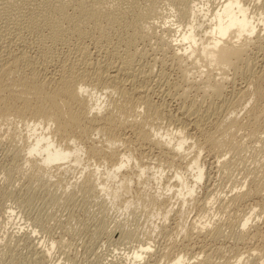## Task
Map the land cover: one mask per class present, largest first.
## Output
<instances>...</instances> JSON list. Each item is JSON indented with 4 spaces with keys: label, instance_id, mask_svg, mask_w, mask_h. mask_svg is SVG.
<instances>
[{
    "label": "bare ground",
    "instance_id": "bare-ground-1",
    "mask_svg": "<svg viewBox=\"0 0 264 264\" xmlns=\"http://www.w3.org/2000/svg\"><path fill=\"white\" fill-rule=\"evenodd\" d=\"M30 1V4L29 2L28 4L32 12L29 14L28 19L25 18L28 21V25H26L25 23V26H29L31 28V26L40 23L39 32L40 30L42 31V34L44 32V39L49 40L50 42H64L65 39L67 40L68 34L72 36L74 35L76 39H79V41L90 38L91 41H93V37L90 35L89 30L97 33L99 35V39L106 38L104 36H107L105 33H107L108 29L112 26V28H114L115 25L119 24V34L124 37V35L126 36L128 35L127 33H129V36L126 37V39L128 38V43H131V40L136 41L137 39L139 40V38L140 40H145V36L149 37L147 35H153L151 32H153L152 30L155 29V25L158 24L155 22H157V20L160 21L159 11L161 8L159 7V1L161 0H126V5L121 4V2L124 0ZM171 1L174 4L173 9H176L175 15L177 20L182 21L183 23L185 22L186 26H184L183 24L181 25L183 27H181L180 25L175 28L167 27L168 29H166V35H158V44L162 45L163 48L165 47V49L169 51L171 55L170 62L175 65V68L177 67L178 70H176L180 73L178 75H180L181 82H191L189 85L192 86L191 88H193L194 86V90H200L203 95L205 94V96H207V94H210L212 97L214 96L216 100L220 101L219 103L221 104V106L219 107V109L222 108V110H219V113L220 115L222 114V116L221 118L216 117V119H214V122L210 124V126L213 124V127L210 131H205V125L199 122L196 118H194L195 116L192 117L194 111L193 113H191V111L189 113L187 112L188 114L186 113L185 115L183 114L184 112H181L180 115L182 114V117L174 121L177 123V125H174V131L170 134L166 133L163 137H161V135L151 129L152 126L150 127L149 125H151L152 121L149 120L152 119L155 120L156 123H160L163 117H168L169 120H172V115L166 116L165 112L160 109L162 106H157V102L154 104L150 99L151 97L149 95V89L144 88L145 86L142 87L143 85H138L136 83L137 79L135 73H137V71H133L132 67V60L135 58V55L133 56L134 58L131 57V54L130 56H121V66H116L115 63H110L111 65L115 64L114 67H110L111 65H109V63L100 64L97 63L98 60L91 59V55L89 53V49L86 43H80L81 45L77 47L75 46L74 49L65 54L64 60H61L62 62L60 61L61 63H58V66L56 65L57 70H55L56 72L53 71L55 72L54 74H47V71L44 68L46 66L42 67L43 65H45L44 63L40 62L42 66H38L36 54L35 56L28 55L30 53H27L29 43H27L24 39L21 40L18 35H16V31L19 28L18 25H21L20 23H18V21L20 22L19 18L15 19V21H12L13 23H8L7 21H5V23L7 22L8 24L3 23V25H0V126L5 123L10 124V118H13L12 120L16 119L19 124L25 126V129L28 131L27 133L30 135L31 138H33V143H31L25 149V152L27 153L29 158L26 159L24 162L30 167L28 171H31V175L29 174L28 176H30L31 179L34 178L36 180H39L43 178V176L45 177L50 166H52L53 164L64 165L69 162H73L79 165L80 154L84 151V153L87 154L85 156H90V159H88L89 161L93 160L94 158L96 160L97 158H100L102 156L104 158H101V160H105V162H110V166L112 167V169L106 174L107 178L105 179L106 182H109L112 179L118 177V173L121 174V171L126 169L127 166L130 164V161H132V155L129 156L128 152L124 151L122 153L119 150L121 145L124 147V145L128 142V140L130 139L128 135L131 134L130 136H134L138 144H146L151 147H154L162 156H168L169 159L173 160L174 157L180 158L182 160V163L186 161V163H184L186 164L184 169L187 172L189 171V173H193L192 182L190 181L189 184L187 180H185L186 178H184L180 173L177 172L174 177L176 179V185H166L165 189L175 187L176 190L174 191V193H172L177 198L176 201H179V203L182 205L191 204V202H196L197 200L195 197V187L198 186L200 182H203L202 180L205 175L203 168L200 166L199 160L200 153L202 152L201 150H203L204 148L214 151L212 152L213 154L216 152V156L214 155L215 157H217L214 162L215 168L217 169V171L221 172L222 170L225 172V169L229 167H226V165L228 164L224 157L227 154L234 155V157L235 155L238 156V154L240 153V149L243 147H241V143L239 144L238 140H236V135L234 133H236L237 131L239 132L240 129L245 128L246 124L244 127V125L239 124L237 120L238 118H233L231 115L237 111V107L243 109L240 106L242 101L245 99V96L247 97L246 93L252 95L250 96V98L252 97L251 102L254 103H251V108L250 110L248 109L249 111L246 110L249 115V117L247 115V119L250 122L248 121L249 123L247 124L249 125L245 128L244 133L245 131H247L246 134L247 136H249L247 138H249L250 140L252 138L254 139V137L258 136L261 133L262 135L264 134V91L262 89L263 86L261 85L262 87H260L261 81H264V69L260 73V76L255 77L253 75V70L256 65L254 62L255 60H253V58L250 57L249 54L250 50L252 49L251 47L254 48L255 46L258 50H263L264 48V42L262 38L263 36H260L259 34L261 33V30H257L258 24H263L264 17H258L257 19L254 15L248 14V8L244 5L245 0H225L217 10L215 9L216 6L215 8H213L216 11L212 10L211 7L209 8L212 10L213 13L209 11L208 7L205 8L204 4L201 5L200 2L197 3L198 0H170V2L167 0V2H169L170 4ZM161 2H163V0ZM0 6V10L2 9V12L6 14V10L10 12V10L12 9L11 7L15 6V0H0ZM68 10L71 11V13L69 12L70 14L68 13ZM182 22L180 24H182ZM66 24L69 26L68 34L66 31ZM13 31H15V40L14 36L12 35ZM18 31L20 32V30ZM174 33H176V35H174ZM121 39L123 40L124 38ZM19 40H21L20 43L16 42ZM240 68L241 71H243L242 69H244L243 72H246V74H249V77H251V85L249 84V82L243 88H238L240 89L238 90L239 93L237 94L239 97L236 95L237 98H235L233 101L230 100L226 102V100L224 99V93H226L227 91V86L225 84H227L226 82H229L228 72H237L238 70H240ZM141 70L143 71V69ZM142 71L141 73H143ZM190 72H197L196 74H198V76L195 77V75L194 77L198 79L194 80L193 75H191L193 80L191 79L190 81ZM214 72L217 73V75L219 76L218 79H216V75H213ZM48 73L50 72L48 71ZM213 76H215L216 78ZM145 77L147 76L145 75ZM253 84H255V87ZM173 86V89H176V84ZM250 86H253V88H255L253 92ZM249 89L252 93H250V91L248 92ZM238 91H236V93ZM96 92L97 94H95ZM183 92L184 91H182V93ZM185 93H183V95L181 94L182 97H179L185 98L183 97L185 96ZM103 96L106 98L104 103L100 102V98ZM214 115L215 114H213V116ZM148 121L151 123L148 124ZM210 126H208V128ZM154 127L156 126L153 125V128ZM38 129L39 133L37 134ZM261 129L263 131H261ZM15 130L14 134H16ZM120 130H124L125 132L120 133ZM234 130H236V132ZM74 135H77V137ZM98 135L104 138V141L101 142L105 144L103 145V147L99 146L98 148L97 144L95 146L93 145L94 143H91V145L85 144V147L80 146L79 148V143H82V146H84L83 141H85V143L86 141L90 142L91 139L93 140L92 136ZM196 135L201 138V142L200 140L198 141V139H196L198 142L193 141L192 146L194 147L195 151L193 150L192 155L190 154V152H188L191 155H189L190 158H188L186 157L188 156V154L186 155L185 153L184 156V153L182 152L184 151V148H187L186 145H189L187 144V140L194 139ZM242 136L244 135H241L240 137ZM54 138L60 139V143H56ZM77 138L79 140V143L78 145H75L77 144L75 143ZM258 139L259 141H263L261 138ZM218 153L220 155L219 157L217 156ZM34 155L37 156V158L39 159H33L35 158ZM92 157L94 158L91 159ZM232 161H230V163ZM138 163L139 171L136 177L140 179L141 176L145 174V171H148V169L150 168L148 166H142V163V165H140V162ZM19 167L20 166H18L17 169H19ZM230 167L232 166L230 165ZM97 169L98 168H96V172L94 171V169L91 173H87L85 179L83 178L84 181L80 185L83 190H94L95 192L97 188L101 187L100 190L106 192L107 196L113 202L121 201L123 196L131 191L129 189L131 185L130 182L133 180L132 178H134L135 175H133V177H131L132 175L129 176L128 174L121 176V179L118 182V186L115 187V189L112 188V190L110 191V185L108 186V183L106 184V182L103 181L104 179H102L101 181V177H99L101 174H99L98 176ZM231 171L232 170H230V172ZM256 172L257 171H255V174ZM162 173L163 172L161 170H157L154 173L153 179L155 181H160L161 178H163ZM253 174L254 173H252V175ZM262 174L264 175V172ZM259 175L260 174H257V176ZM249 176H251V174ZM261 177L259 176V178ZM252 179L253 178H251V181ZM258 182L261 181L258 179L256 183ZM263 183L264 182H262V184ZM259 188L255 185V188H248V190L246 191H241L240 189L239 191L235 192V194L230 196L231 199L228 198L229 200H232L231 202L234 204L239 201L242 202L244 200H248V202L252 201L251 204H249L248 206L249 212L244 215L241 220L238 219L239 222L236 225L239 235L237 237H241V239L239 238V241H242V238H245L246 236H250V238L253 239L256 234H258L251 233L249 231V228H256V225H258V221H260L261 216L264 214V194ZM262 189H264V186ZM169 192H171V190H169ZM144 193H148V191H144ZM142 195L143 194H141L140 196ZM160 196L161 195H158L157 197V195L155 194L145 195L141 198H137V200L139 204L140 202H142L145 206V203L158 207L159 205L164 206V201L166 199L159 200ZM167 196L166 198L168 199ZM215 196L216 194L214 195L211 192L207 194L206 199L209 198V200L203 201L202 203L200 202L201 206L207 207L209 201L212 198L214 199ZM135 199L134 201H137ZM132 201L124 200V202H122L125 211L130 212L132 205L136 204L133 203L134 201ZM166 210H164V213L161 212L163 214V218L167 217L171 209L168 211ZM132 211L133 210H131V212ZM12 214L13 211L11 210V216ZM181 214H179V216ZM179 223L177 224V227H179ZM231 223L233 224V221ZM219 225H215L210 231L208 224L199 225V227L196 226V228L189 230L190 232L196 231V233L200 235L208 233L213 239H215L221 237L222 234H224L221 232L222 226ZM120 227L122 226H117L118 231L117 228L115 231H112L114 237L120 238V236H122L123 232L121 231ZM181 228H184V226H182ZM186 233L191 234L188 232ZM184 236L186 235L184 234ZM64 249L63 251L65 252L66 249ZM259 249H261V247ZM151 250L152 247L149 244L140 245L139 250L135 251L129 260H131L132 264H141L145 261V257L147 255L150 256ZM196 250L198 251H196L195 253H190L192 254V257H190L189 260H195L196 264H210L211 256L207 255L205 251L200 250V248ZM253 251L252 254L254 253ZM46 253L47 255H49V252L47 250ZM249 253L250 251L248 252V254ZM200 257L202 258L201 260H199ZM189 260L187 259V257L183 256V254H177L175 255V258L172 262L173 264H189ZM154 264H157V262H155ZM261 264H264V262Z\"/></svg>",
    "mask_w": 264,
    "mask_h": 264
},
{
    "label": "rangeland",
    "instance_id": "rangeland-1",
    "mask_svg": "<svg viewBox=\"0 0 264 264\" xmlns=\"http://www.w3.org/2000/svg\"><path fill=\"white\" fill-rule=\"evenodd\" d=\"M161 1H159V7L161 8L159 11L160 21L157 20V22H155L158 24L155 25V29H153V32H151L153 35H147L149 37L145 36V40H140L139 38V40H136L137 43L136 41L131 40L130 42L132 44L128 43V38V40L126 39V37L129 36V33H127L128 35L126 36L124 35V37L119 34V24L115 25L114 28H112L113 26L109 28L107 33H105L107 36H104L106 38L101 37L102 39H99V35L97 33L89 30L90 35L93 37V41H91V38L79 41V39H76L74 35L72 36L68 34L69 26L66 24V31L68 35L67 40L65 39L64 41L65 43L59 41H51V43L49 40L44 39V32L43 34L41 30V33L39 32L40 23L31 26V28L29 26H25V23L26 25H28L27 19L29 17V14L32 12L31 8L29 7V4L31 2L30 0H15V6H10L12 8H10L11 10L9 9L10 12L8 10L5 11L7 15L4 14L1 9L0 25H3L5 21H7L8 23H13L12 21H15V19L18 18L20 20V22L18 21V23H20L21 25L24 23L22 26L18 25V30H20V32L17 30L16 35H18L21 40L24 39L27 43H29L27 53H30L28 55L35 56L36 54L38 66H42L41 63H44L45 65H43L42 67L46 66L44 68L46 69L47 74H54L56 72L55 70H57L56 67L59 65L58 63H61L64 60L65 54L74 49L75 46L77 47L83 43H86V45L88 46L91 59L98 60L97 63L100 64L109 63V65H111L110 63H115L116 66H119L122 62L121 56L125 57V55L130 56L131 54V57H133L135 55V58H132V67L133 71H137V73L134 72L137 79L136 83L138 85H143L142 87L145 86L144 88L149 89L148 91L151 97L150 99L154 104L157 102V106H162L160 109L165 112L166 116L172 115V120H169V118L166 117L168 119L167 121V119L163 117L160 123L158 122L159 120L157 121L158 123H156L155 120H149L152 121V123L149 121L147 122L148 124L151 123V125H149L150 127L152 126L151 129H153L154 131H156V133L163 137L166 133L170 134L174 131V125H177V123L174 121L182 117V114L180 115L181 112H184L183 114L185 115L187 112L189 113L191 111V113H193L194 111L192 117L195 116L194 118L205 125V131H210L213 127V124L211 126L210 124L214 122V119H216V117L221 118L222 116V114L220 115L219 113L222 110V108L219 109V107L221 106V104L219 103L220 101L216 100L215 97H212L210 94H207V96H205V94L203 95L200 90V92L196 91V89L194 90L193 88L195 87L193 86V88H191L192 86L189 85L191 82H181L180 75H178L180 73L179 71H177V67L175 68V65L170 62L171 55L169 51L165 49V47L163 48L162 45L158 44V37L162 36V34H167V27L175 28L183 24L184 26H186L185 22L183 23L182 21L177 20L175 15L176 9H173L174 4L172 3V1L171 4L169 3L170 0H168L169 2H167V0H163V2ZM224 1L225 0H198L197 3L200 2L201 5H205V8L208 7L209 9L211 7L212 10L216 11ZM263 1L264 0H245L244 5L248 8L247 13L254 15L257 19L258 17H264ZM126 3V0L121 2V4L123 5H126ZM213 8H215L216 10ZM212 10L209 9L210 12H212ZM69 12L71 13L70 10H68V13ZM11 18L14 20H12ZM23 19L25 22L23 21ZM7 22L5 24H8ZM181 22L182 24H180ZM257 30H261V33L259 34L260 36H263L262 38L264 42V19L263 24H258ZM14 33L15 31H13L12 35L14 36L15 40ZM174 35H176V33H174ZM121 38L124 39L122 40ZM21 40L16 42L20 43ZM251 48L252 49L250 50L249 54L250 57L255 60L254 62L256 64L253 70V75L257 77L261 75L260 73L264 69V48L263 50H258L255 46L254 48ZM115 64H112L110 67H114ZM241 68L240 70H238L239 72H228L229 82H226L227 84H225L227 86V91L225 90L226 93H224V99L226 100V102L230 100L233 101L235 98H237V94L239 93L238 90H240L238 88H243L251 80L249 74H246V72L244 73V69H242L243 71H241ZM141 69H143V71ZM48 71L50 73H48ZM141 71L143 73H141ZM190 73V81L192 79L191 75H193L194 80L198 79L195 78L198 76V74H196L197 72ZM145 75L147 77H145ZM213 75H216L217 78L215 76L213 77L218 79L219 76L217 75V73L214 72ZM251 82L249 83L250 85ZM175 84L176 89H173V85ZM253 85L255 87V84ZM261 85L263 86L262 89L264 91V81H261L260 87H262ZM250 88H252V92L255 90L253 86H250ZM182 91H184L183 93H185L186 91L185 96H183L185 98H181V94L183 95ZM236 91L238 92L236 93ZM249 91L250 93H252L250 89L248 90V92ZM95 94H97V92ZM246 95L247 97L245 96V99L243 100L244 102L242 101L240 106L243 109L237 107V111L231 115L233 118H238L237 120L239 124L244 125V127L245 124L246 127L249 125L247 124L250 122L247 119L249 117L247 111L250 110L251 103H254L251 102L252 97L250 98V96L252 95H250L249 93H246ZM105 100L106 98L104 96L100 98V102L102 103H104ZM201 114H203L204 116ZM213 114L215 115L213 116ZM233 115L236 117H234ZM200 117L203 119H201ZM205 118H208L207 121ZM10 119V124L5 123L0 126V264H132L131 260H129L132 257V254L135 251L139 250L140 245L146 244H149L152 247V250L150 256L147 255L145 257V261L141 264H154L155 262H157V264H173L172 261L177 254H183V256L187 257V259L189 260V258L192 257V254L190 253H195L196 251H198L196 249L199 248L200 250L205 251L207 255L211 256L210 264H261L264 262V226H262L264 225V214L261 216L260 221H258V225H256V228H249V231L251 233H258L254 237L255 239L250 238V236H248L249 238L246 236L245 238L243 237L244 239L242 238V241H239V238L241 239V237H237L239 235L236 225L238 224L239 220H241V218H243L244 215L249 212L248 206L252 201L248 202V200H244L242 202L239 201L234 204L231 202L232 200H229L231 199L230 196L235 194V192L239 191L240 189L241 191H246L248 190V188H255V185L258 188L260 186L259 189H261L264 194V189H262L264 186V183L262 184V182H264V179H262L264 178V175L262 174L264 172V137H261L264 136V134L262 135L261 133L258 136L254 137V139L252 138L250 140L249 138H247L249 137L246 134L247 131H245L244 133L246 127L240 129V133L234 130L236 132L234 133L236 135V140H238L239 144L241 143L240 145L241 147L243 146V149H240V153L238 154V156L240 154L241 155L239 157L237 155H235L234 157V155L231 154H227L224 157L228 164L226 165V167H229L225 169V172L222 170L221 172L217 171V169L215 168L214 162L217 159V157H215L216 152L213 154L212 152L214 151L203 148V150H201L202 152L200 151L201 153L199 160L200 166L203 168L205 175L202 180L203 182H200L198 186L195 187V197L197 200L196 202H191V204L182 205L179 203V201H176L177 198L173 194L176 188L172 187L170 189H165V186L176 185V179L174 177L177 172L180 173L184 178H186L185 180H187L189 184L190 181L192 182L193 173H189V171L187 172L184 169L186 165L184 163H186V161L184 160L185 162L182 163V160L180 158L174 157L173 160L169 159L168 156H162L160 153H158V150L156 148L146 144H138L134 136H130L131 134L128 135L130 138L128 142L124 145V147L121 145L119 150L122 153L124 151L128 152L129 156L132 155V161H130V164L126 169L121 171V174L118 173L119 176L117 174V179L115 178L109 181L111 184L108 181H105V179L107 178L106 174L112 169V167L110 166V162L101 160V158H104L102 156L100 158L96 157V160L94 157H92L91 159H94L89 161L88 159H90V156H85L87 154L84 153V151L80 154L79 165L73 162H69L64 165L53 164L52 166H50L45 177L43 176V178L39 180H36L34 178L31 179L30 176H28L29 174L31 175V171H28L30 167L24 162L29 158V156L25 152V149L31 143H33V138H31L27 133L28 131L25 129V126L19 124L16 119ZM152 124L156 127L153 128ZM208 126L210 127L208 128ZM14 130L16 134H14ZM263 130L261 129V131ZM119 132L121 133L125 131L120 130ZM38 133L39 129L37 131V134ZM237 134L239 135V138ZM241 135H244L246 137H240ZM74 136L77 137V135ZM196 137H198V135H196ZM196 137L192 140H187V144L189 145H186L187 148H184L185 152H182L184 153V156L185 153L186 155L188 154V156H186L188 158H190V156L192 155L194 150V147L192 146L193 141L198 142L200 140L201 142V138ZM92 138L93 140L91 139L90 142L86 141L85 143V141H83L84 146H82V143H79L78 138L75 141V143L77 144H74L78 145L79 143V148L80 146L85 147V144L91 145V143H94L93 145L95 146L97 144L98 148L99 146L103 147V145H105L104 143H101L104 141V138L102 136H92ZM256 138H261L263 141H259V139L257 141ZM196 139H198V141ZM54 140L56 143H60V139L54 138ZM188 152H190L191 155ZM217 156H220L219 153L217 154ZM33 159L39 158L35 156V158ZM232 160H235L234 163H236L234 164ZM230 161L232 162L230 163ZM138 162H140V165L143 164L142 166H148L150 168L148 169V171H145V174L143 176H141L142 179H138V177H136L139 171ZM229 164L232 167H230ZM21 165L24 167H22ZM18 166H20L21 168L19 167V169H17ZM96 168H98V176L99 174L102 175L99 176L101 177V181L102 179H104L103 181H105L106 184L108 183V186L110 185V191L112 190V188L115 189V187L118 186V182L120 181L121 176L128 174L129 176L132 175L131 177H133V175H135L134 178H132L133 180L130 182L131 185L129 189L131 191L129 190L130 192L123 196L124 200L134 201L135 197V200H137V198H141L142 196L155 194L157 195V197L158 195H161L159 197V200L166 199L164 201V206L159 205L158 207L153 205V207L150 204L148 205V203H145V206L142 202H140L139 204L137 200L134 202L132 201L136 204L132 205V208L129 212L124 210V205H122V202H124L123 198L121 199V201L113 202L107 196L106 192L100 190L101 187L97 188L95 192L94 190H83V188L80 186L81 183L84 181L87 173H91L94 169V171L96 172ZM257 168L260 172L257 170ZM253 169L257 171L256 174ZM157 170H161L163 172V178H161L160 181H155L153 179L154 173ZM230 170H232L233 172H230ZM249 173L251 174V176H249ZM252 173L254 174L252 175ZM257 174H260V177L262 175L263 176L259 178ZM251 178H253L254 180L252 179L251 181ZM258 179L261 181L258 182L259 184L261 183L260 185L256 183ZM169 190H171V192H169ZM144 191H148V193H144ZM210 192L214 195L216 194L217 197L215 196L216 198H212L209 201L207 207H202L201 203L203 201L209 200V198L206 199V197ZM141 194L143 195L140 196ZM166 196L168 197V199L166 198ZM10 209L13 211L12 216ZM131 210L133 211L131 212ZM160 210L163 213L164 210H170V213H168L166 218H163V214L160 212ZM180 212L183 214H181ZM179 214H181L180 216L184 220L180 218ZM231 220L233 221V224L231 223ZM178 223L180 229L179 227H177ZM203 224H208L209 231L215 225L220 224L219 226H222L221 232L224 233L221 236L222 238L218 237L213 239L208 233L200 235L197 234L196 231L190 232L191 229L196 228V226L199 227V225ZM117 226H122L120 227V229L123 234L122 236H120V238L114 237L112 232L116 230ZM182 226H184V228H181ZM186 232L191 234H187ZM184 234L186 236H184ZM260 247L261 249H259ZM63 249L65 250V252L63 251ZM46 250L49 252V255H47ZM253 250H255L256 253ZM249 251L250 253L248 254ZM252 251L254 252L253 254ZM255 254L257 255V257ZM201 259L202 258L200 257L199 260ZM195 262V260L190 259L188 263L194 264Z\"/></svg>",
    "mask_w": 264,
    "mask_h": 264
}]
</instances>
